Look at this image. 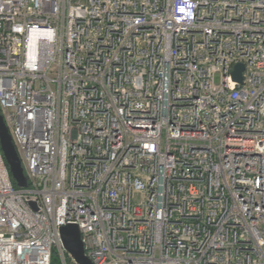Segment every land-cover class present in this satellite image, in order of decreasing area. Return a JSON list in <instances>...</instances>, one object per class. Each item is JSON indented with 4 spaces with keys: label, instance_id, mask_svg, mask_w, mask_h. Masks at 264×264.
<instances>
[{
    "label": "built area",
    "instance_id": "2783aa9c",
    "mask_svg": "<svg viewBox=\"0 0 264 264\" xmlns=\"http://www.w3.org/2000/svg\"><path fill=\"white\" fill-rule=\"evenodd\" d=\"M0 115V264H264V0H0Z\"/></svg>",
    "mask_w": 264,
    "mask_h": 264
},
{
    "label": "water",
    "instance_id": "95a60500",
    "mask_svg": "<svg viewBox=\"0 0 264 264\" xmlns=\"http://www.w3.org/2000/svg\"><path fill=\"white\" fill-rule=\"evenodd\" d=\"M243 65L237 64L234 66L231 73L232 80L236 83L241 82V73ZM0 150L4 161L8 167L11 179L17 188H26L27 180L24 176L23 169L19 157L12 144L10 135L0 115ZM30 206L35 207L33 203ZM60 240L63 248L68 253L75 264H91L84 256L83 245L80 238V233L76 225H66L59 229Z\"/></svg>",
    "mask_w": 264,
    "mask_h": 264
},
{
    "label": "trees",
    "instance_id": "16d2710c",
    "mask_svg": "<svg viewBox=\"0 0 264 264\" xmlns=\"http://www.w3.org/2000/svg\"><path fill=\"white\" fill-rule=\"evenodd\" d=\"M11 181H12L13 185L15 186V184H14L13 180H11Z\"/></svg>",
    "mask_w": 264,
    "mask_h": 264
}]
</instances>
